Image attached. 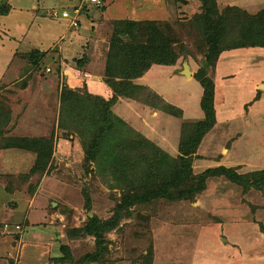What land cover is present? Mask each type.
Masks as SVG:
<instances>
[{
    "label": "rangeland",
    "instance_id": "374dc122",
    "mask_svg": "<svg viewBox=\"0 0 264 264\" xmlns=\"http://www.w3.org/2000/svg\"><path fill=\"white\" fill-rule=\"evenodd\" d=\"M30 1L0 0V9L11 5L8 14L0 15V122L4 136H52L53 153L44 174L31 175L34 152L0 148V264H264V191L244 190L224 176L208 177L206 188L192 202L159 197L130 206L131 213L105 234L108 250L103 259L99 263L81 262L84 254L95 249L94 237H71L68 231L84 226L90 216L100 220L110 217L121 194L128 190L124 174L129 175V171L104 167V156L96 160L87 157L77 132L59 125V95L63 85L106 99L113 95L104 71L107 55L116 52L114 45L109 51V44L111 29L117 24L102 18L100 9L90 12L85 8L89 13L82 15L79 24L71 25L70 17L60 13L73 9L78 0H46L53 8L41 14L30 8ZM164 1L172 15L175 2ZM140 2L114 0L110 13L119 19V12L127 8L123 12L129 13L132 5ZM216 3L219 10L227 5L248 13L264 9V0ZM200 6L201 1L194 12H181L179 22L174 14V20H158L170 25L183 44L175 45L178 57L172 66L166 65L167 75L154 71L146 77L150 84L142 85L146 91L132 86L141 85L142 76L134 77L129 84H119L120 91L130 97L115 93L117 100L111 110L147 138L144 153L149 159L154 153L148 148L152 144L177 159L183 120L203 118L202 87L194 73L202 66L206 46L189 23L201 11ZM160 9L159 5V15ZM127 20L136 23V31L143 26L144 20ZM95 32L98 36L94 40ZM119 34L130 40L126 32L120 30ZM36 48L42 53V63L33 66L31 50ZM221 53L206 68L214 82L215 123L197 148L193 170L218 165L235 167L238 172L262 169L264 47ZM83 54L91 60L88 68L75 67L74 60ZM184 61L190 66L188 79L192 78L187 82L183 76L173 84L169 75L178 74ZM110 64L119 65L118 58ZM149 91L181 108L183 117L160 109ZM138 150L139 146L133 149L135 159ZM35 239L45 246L38 256L31 252ZM61 244H66L67 250H61Z\"/></svg>",
    "mask_w": 264,
    "mask_h": 264
},
{
    "label": "trees",
    "instance_id": "16d2710c",
    "mask_svg": "<svg viewBox=\"0 0 264 264\" xmlns=\"http://www.w3.org/2000/svg\"><path fill=\"white\" fill-rule=\"evenodd\" d=\"M200 1L201 11L190 18L189 23L199 31L200 40H204L206 46L204 58L201 61L202 68L199 67L194 73V78L202 87L200 108L203 111V118L197 121L183 120L178 145L181 154L177 159L170 157L166 151L155 144L148 147L154 151L155 155L153 153V158H147L144 153L145 146L149 144L147 138L111 110V106L117 100L115 93L130 97L127 93L120 91L119 84L131 83L134 77L143 75L151 63L166 65L175 63L178 57L175 45L182 47L183 44L179 41L174 29L166 22L144 20L141 29L136 31L133 28L136 23L132 20H113L117 25L113 26V30L111 29L109 51L114 45L116 52H110L107 55L106 67L104 66V73L107 76L105 81L114 92L110 98L92 94L86 89L82 93L66 85L60 89L59 125L77 132L89 159L96 160L104 156L106 159L104 167L109 169L114 167L115 171L125 167L124 169L128 168L127 171H129V175L126 174L127 172L124 174L128 182L126 187L128 190L121 194L110 217L100 220L95 215L90 216L84 226L68 231L71 237L85 234L94 237L95 249L81 257L82 263L88 261L99 263L103 259L104 253L108 250L105 234L117 226L123 216L131 213L129 207L135 203L159 197L192 202L206 188L208 177L224 176L244 190L255 188L264 191V168L238 172L235 167L218 165L206 167L202 171L193 170L192 160L199 155L196 153L197 148L203 138L214 128L215 123L214 82L206 73V68L223 50L248 46L264 47V9L248 13L238 6L227 5L219 10L216 0ZM85 8L90 9V12L98 8L102 12L105 6L103 2L93 6L85 4L77 17L78 24L82 15L89 13ZM0 10V14H6L10 10L9 4ZM54 12L53 14L57 16V11ZM122 21L125 22L124 25H120ZM120 30L126 32L130 38L129 41L119 34ZM134 30L137 34L144 36H137ZM116 57L124 72L119 65L110 64ZM41 60V51L37 48L31 50L33 66L39 64ZM74 62L75 67L84 69L87 67L89 58L83 54ZM132 86L146 91L142 85L132 83ZM149 92L160 104V109L180 119L183 117L181 108L164 101L155 92ZM91 96L94 97L91 98ZM139 101L144 102L141 99ZM1 123L0 148H19L34 152L35 158L30 174H44L53 153V137L4 136ZM137 146L139 150L135 159L132 154ZM66 248V244H61V250H67ZM59 260L63 259L60 257Z\"/></svg>",
    "mask_w": 264,
    "mask_h": 264
},
{
    "label": "crops",
    "instance_id": "0c3cea01",
    "mask_svg": "<svg viewBox=\"0 0 264 264\" xmlns=\"http://www.w3.org/2000/svg\"><path fill=\"white\" fill-rule=\"evenodd\" d=\"M31 1H33V2L31 3L30 8L33 11L39 10L38 13H40V14L44 10L46 12V11L50 10L51 8H53L52 4H49V1H46V0H38V4L36 2L37 0H31ZM163 1L164 0H141V2L139 4H136L135 6L132 5L131 9L129 10V13L123 12V11L127 10V8H126L122 12H119V14H117V15H119V19H133V20H162L163 19L164 21H167V20L171 21L170 19H172V20L176 19V21H178V18L181 15L180 14L181 12L183 13V15H188V13H191L192 11L194 12V9H196L198 7L199 2H200V0H173L176 5L174 6V10H172V15H170L169 12L171 11V9L169 7H167L165 9L166 4H165V1L164 2ZM106 2H109V0H107V1L105 0V4H106ZM150 3L153 6H151ZM178 3H181L182 7H180ZM22 4H23V6L26 5V3H22ZM161 4L162 5L164 4L163 8H162ZM68 5H71V3H68ZM159 5L161 8L160 9V15L158 14V6ZM9 7L11 8L10 4H9ZM113 7H114V0H111L109 2L108 6H107V4L105 5L104 11L101 12L102 18L107 19V20H115L116 18H118L117 16L115 18V16L112 13H110L111 8H113ZM9 12H10V10L7 12V14ZM173 14H174V19H173ZM19 27H21L20 22H19ZM97 36H98V33L95 32L94 36L91 38H93L95 40V39H97ZM220 54H222V53H220ZM90 63H91V60H89V62L87 63V66H89ZM170 66H172V64ZM89 69L92 70L91 68H89ZM166 69H167L166 64L153 63L145 71V73L143 75H141L142 76V77H140L141 81H140V83L139 82L138 83L141 85H147L148 83L146 81V77L148 78V76L151 75L154 71L164 72L167 75L168 72ZM182 70H183V66H182ZM182 70L179 71L178 74H176V73H173L171 75L168 74L170 77L169 79L173 84L180 82V80L182 79L183 76L185 77ZM189 71H190V69H189ZM185 78H187L186 81L188 82L189 80H191L192 77H189V79H188V76H186ZM148 85L150 86V84H148ZM251 189H255V188H251ZM251 189H249V190H251ZM25 226H27V224ZM36 233H38L36 235H39L40 231H36ZM22 238H23V236H22ZM36 240L37 239H35L36 244L31 245V249H33L31 252H34L32 254H37V256H38L43 251H45V250H43L45 246L44 247L40 246L41 243H38L39 241L36 242ZM26 250H28V248ZM36 258H38V257H35L34 259H36Z\"/></svg>",
    "mask_w": 264,
    "mask_h": 264
},
{
    "label": "built area",
    "instance_id": "2783aa9c",
    "mask_svg": "<svg viewBox=\"0 0 264 264\" xmlns=\"http://www.w3.org/2000/svg\"><path fill=\"white\" fill-rule=\"evenodd\" d=\"M78 5L75 6L73 9L71 10H63L60 15L62 17H70V20H71V25H74L76 26L77 25V17L79 15V12L81 11L82 7H84L85 4H89L90 6H93V5H100L102 0H78ZM54 12V11H53ZM55 14V12H54ZM18 227V226H16Z\"/></svg>",
    "mask_w": 264,
    "mask_h": 264
},
{
    "label": "water",
    "instance_id": "95a60500",
    "mask_svg": "<svg viewBox=\"0 0 264 264\" xmlns=\"http://www.w3.org/2000/svg\"><path fill=\"white\" fill-rule=\"evenodd\" d=\"M187 68H189V65H188V63H187L186 61H184V62H183V70H182V72H183V74H184L185 76H189V75H190V74H188V73L185 71ZM189 73H190V71H189ZM54 203H55V202H52L53 205H54Z\"/></svg>",
    "mask_w": 264,
    "mask_h": 264
},
{
    "label": "bare ground",
    "instance_id": "6f19581e",
    "mask_svg": "<svg viewBox=\"0 0 264 264\" xmlns=\"http://www.w3.org/2000/svg\"><path fill=\"white\" fill-rule=\"evenodd\" d=\"M185 71L189 74V69L188 68Z\"/></svg>",
    "mask_w": 264,
    "mask_h": 264
}]
</instances>
